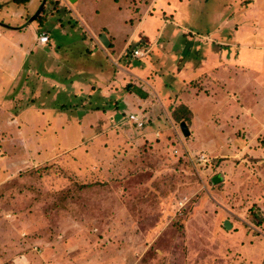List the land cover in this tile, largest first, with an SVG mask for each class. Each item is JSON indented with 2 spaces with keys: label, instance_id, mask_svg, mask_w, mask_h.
<instances>
[{
  "label": "rangeland",
  "instance_id": "rangeland-1",
  "mask_svg": "<svg viewBox=\"0 0 264 264\" xmlns=\"http://www.w3.org/2000/svg\"><path fill=\"white\" fill-rule=\"evenodd\" d=\"M102 33L117 54L129 41L123 66L153 62L170 94L93 93L87 83L104 82L116 57ZM220 61L235 63L209 73ZM179 105L191 106L189 137ZM95 107L99 127L81 134L75 120ZM263 189L264 0H0V229H13L0 264L43 263L57 243L50 258H83L74 264H264ZM34 231L41 257L14 249Z\"/></svg>",
  "mask_w": 264,
  "mask_h": 264
},
{
  "label": "crops",
  "instance_id": "crops-1",
  "mask_svg": "<svg viewBox=\"0 0 264 264\" xmlns=\"http://www.w3.org/2000/svg\"><path fill=\"white\" fill-rule=\"evenodd\" d=\"M76 1V0H75ZM45 35L46 34V37H47V42H44V43H40L39 42V37H41V35ZM105 36H106V38L108 39V41H109V43H112L113 44V46H114V43H113V39L112 40H109V38L111 37V36H108V34H105ZM37 41H36V44H35V46L36 47H45L47 44H49V42H50V37H48V34L47 33H45L44 31H40V32H38V34H37ZM98 41H99V37H98ZM100 43V42H99ZM140 43V42H139ZM129 41L128 42H125V45H124V48H123V50L119 53V54H117L113 49V54L112 55H114V56H116L115 57V59H114V61H111L110 63L112 64V70H110L111 69V66H108V70L107 71H109V72H101L102 74L101 75H103V74H109L108 76H107V78L105 79V81L104 82H101V83H97V82H95L96 84L94 85V84H91V82H88L87 84H88V86L90 87V89H91V91H93V93H95L96 92V94L97 95H158V100L160 99V96L159 95H169L170 94V92L169 91H171V90H173V87L172 86H168L169 87V89H165V90H163L162 88H161V83H164V80L161 78V76L159 77V75H161L160 74V70L158 69V67L156 68V65L152 62V64L147 68L146 66H148L151 62H148L147 63V65H145V63H144V65L142 64V65H140L139 67H135L136 65H132L131 64V66L130 65H128V66H123V64H122V62L120 63L119 61L121 60V58H123V55H124V53H125V51H126V47H128L129 46ZM146 44V43H145ZM141 45H142V43H141ZM102 46V45H101ZM145 46V45H144ZM149 47H148V49H150V50H152L153 48H152V46H153V44H149L148 45ZM103 47V46H102ZM105 48V47H104ZM106 50H108L109 51V48H105ZM110 52V51H109ZM132 59H134V58H132ZM221 62V61H220ZM232 63V62H231ZM235 62L233 61V64H234ZM240 63H241V60L238 62V64L237 65H240ZM192 61H190V63L188 64H186V65H184V66H186L187 68L191 65V67H193L192 66ZM233 64H230V63H227V64H225L224 65V63H219V62H214V63H212V66L213 67H210L211 68V70L209 71V73L210 72H213V70H215V71H218L217 69L219 68V69H223L224 67H226V65H233ZM139 65V64H138ZM173 67H176V65H174ZM240 67H242L241 65H240ZM153 68V69H152ZM156 68V69H155ZM213 69V70H212ZM179 70V69H178ZM180 71V70H179ZM178 71V72H179ZM184 71V73H185V71H190V70H183ZM83 72H84V74H85V71H77L76 72V75L77 76H80V75H82L83 74ZM157 75H156V74ZM181 73V75H183V72H180ZM128 74H130V75H128ZM186 74V73H185ZM211 75V74H210ZM127 79V80H126ZM220 82V81H219ZM146 83L147 84H149V86H151L152 87V89L154 90V92H152L150 89H148V90H145V87L143 88V86H145L146 85ZM176 83V82H175ZM216 83H218V80L216 81ZM73 84L74 83H72V86H73ZM90 84V85H89ZM127 84H131V85H135L137 88H140L141 89V93L139 92H135V93H129V92H127V93H121V90L120 89H118V86H120V87H122V88H124L125 89V87H126V85ZM186 83H184V85H185ZM165 85H166V82H165ZM69 87H71V86H69ZM73 87H77V86H73ZM76 91V92H75ZM74 91V93H73V95H81V93H78L77 91L78 90H75ZM193 92V91H192ZM236 92H238V91H236ZM95 95V94H94ZM192 95H194V94H192ZM163 98H166L165 96H162ZM194 98H196V97H194ZM137 100H141L139 97H137ZM147 101V97L145 98V99H143V101L141 100V104H144V102H146ZM242 108V107H241ZM188 109L190 110L191 109V106L190 105H188ZM102 110H104V108H102ZM192 112V111H191ZM193 113V112H192ZM99 115V111H98V109L95 107V109H93V110H91L90 112H88L87 114H85L84 116H83V118L82 119H79V120H75L76 122H74L75 124H76V126H78L79 127V130L82 128V127H84L85 128V130L86 129H95V127L96 126H98L99 127V122H98V116ZM130 115H134V116H137V115H135V114H132L131 113V111H130V114H128L127 115V117L128 116H130ZM141 116V115H140ZM84 118H86V119H84ZM110 118H112L111 116H110ZM138 118L139 119H141V121H142V117H139L138 116ZM81 120V121H80ZM96 123V124H95ZM89 127H91V128H89ZM98 127H96V128H98ZM188 131H189V134H191V130L190 129H188ZM153 134V133H152ZM152 134H149V133H147V135H144V137L145 138H148V137H152L153 135ZM157 135V134H156ZM135 141H137V143L139 144L140 142H142V141H144L143 140V138L141 137V138H139L138 140H135ZM36 221H39L38 219H36ZM33 225H35L36 224V222H33L32 223ZM6 225V224H5ZM9 225V224H8ZM14 228V227H13ZM4 229H0V232H2V233H0V237H2V239L0 238V240H2L3 241V239L5 238L6 240L8 239V237L9 236H12V233H11V231L13 230V229H11L10 227H8V229L7 230H4ZM5 231H7V232H5ZM38 231V230H37ZM34 234L32 235V236H34L32 239H21V237H18V240H17V242H15V244H14V249H17V247H18V242H20V246H19V251L20 252H22V253H26L27 251H29V250H32V251H34V252H36L37 254H38V256H40L41 254V251L40 250H38L37 251V246H42L41 244L42 243H44L45 244V238L43 237V233L41 232V233H38V232H33ZM15 236H16V234H14ZM13 235V236H14ZM60 232H55L53 235H51V238H54L55 240L56 239H58V238H60ZM19 236V235H18ZM20 238V239H19ZM47 238V237H46ZM54 240V241H55ZM1 241V242H2ZM42 242V243H41ZM31 243V244H30ZM41 243V244H40ZM59 244L60 243H57L56 245H53V244H51L50 246H48V245H45V246H48L49 248H45V253L43 252V254H44V256L41 258L42 259V261H43V263L42 262H38L39 264H49L48 263V261H50V260H53L54 262H55V264H74L76 261H78L79 262V260H82L83 258L81 257H79V255H77V254H75V255H73V254H68L67 253V255L66 254H63L62 256H60L59 257V255H58V253H56V256L54 257V258H50L51 256H54V252L55 251H57V250H59L58 249V247H59ZM15 245H17V246H15ZM88 247V246H87ZM87 247H84L82 250H80V252H82V256L83 257H86V256H88V255H85V254H83V252H85L86 250H88V248ZM86 248V249H85ZM19 252V253H20ZM18 253V254H19ZM13 255V254H12ZM8 256H11L10 254H8V255H6L4 258H6V257H8ZM14 257V256H13ZM13 257L12 258H10L9 260H12L13 259ZM41 257V256H40ZM47 258L49 259L48 261H47ZM1 259V258H0ZM90 259H93V257L91 258H89V260ZM92 261V260H91ZM91 261H89V262H91ZM13 264H15V263H13ZM31 264H35V263H31ZM52 264V263H51ZM83 264V263H82ZM85 264H90V263H88V261H86L85 262Z\"/></svg>",
  "mask_w": 264,
  "mask_h": 264
},
{
  "label": "trees",
  "instance_id": "trees-1",
  "mask_svg": "<svg viewBox=\"0 0 264 264\" xmlns=\"http://www.w3.org/2000/svg\"><path fill=\"white\" fill-rule=\"evenodd\" d=\"M16 3H18V4H23V3H25V2H27L28 0H14ZM109 40H112V38L110 37L109 38ZM109 51H110V53H114L113 52V44L112 43H109ZM93 109H95V108H93ZM92 109V110H93ZM98 110L100 109V108H97ZM102 109V108H101ZM173 113H172V116H173V118L175 119V121H178V122H180V124L181 123H183L184 125H185V127H186V129L188 130V125H186V123H188V118L191 116V114H190V110L187 108V107H185V106H183V105H179L178 107H175V109H173V111H172ZM184 117H186L185 118V120L183 119ZM179 124V125H180ZM142 128H140V129H138V130H141ZM88 130L90 131V129H86L85 130V128L84 127H82L80 130H79V132H81V134H83L84 132H88ZM188 133H189V131H188ZM190 135V134H189ZM189 135L188 136H185V137H189ZM81 139H82V137L80 138V142H79V144L80 143H82V141H81ZM103 173V176H104V172H102ZM92 176H93V174L90 172V171H88L87 173H86V175H84L83 177H89V178H92ZM215 180L216 181H218V180H220V177H219V175H217L216 177H215ZM88 181V180H87ZM94 184H90V182L89 183H85V185H84V187H83V189L84 188H90L89 189V191H86V193H89V192H94V190H92V189H94V186H93ZM262 192H264V189L262 190ZM107 201V200H106ZM254 204H256L258 207H260V208H262L263 206H264V197L262 198L261 196H256V200H255V202H254ZM114 209V211L117 213L118 212V209L117 208H112V205H111V203H110V208H108V209H105L104 210V212L105 213H108V212H112V210ZM113 213V212H112ZM259 213H261L260 211H259ZM95 210H94V212H92V216L89 218V216L87 215L86 216V219L84 220V221H82V222H79V224H81V226L83 225V226H85V225H90L91 223H92V221H94V219H95ZM255 216H259V222L263 225L264 224V221H263V214L261 215H255ZM70 220H72V218L70 219ZM72 222V221H71ZM259 223V225H261ZM60 232V231H59ZM51 235V234H50ZM89 263H92V264H95V261H91V262H89Z\"/></svg>",
  "mask_w": 264,
  "mask_h": 264
},
{
  "label": "built area",
  "instance_id": "built-area-1",
  "mask_svg": "<svg viewBox=\"0 0 264 264\" xmlns=\"http://www.w3.org/2000/svg\"><path fill=\"white\" fill-rule=\"evenodd\" d=\"M39 42L40 43H44V42H47V37L46 35H41V37H39ZM131 56L133 58H139L141 56H143L142 52L139 51V50H135L133 51V53L131 54ZM128 120L129 122L134 125L136 128L140 129L142 128L143 126V122L141 121V119H139L137 116H134V115H130L128 116Z\"/></svg>",
  "mask_w": 264,
  "mask_h": 264
},
{
  "label": "water",
  "instance_id": "water-1",
  "mask_svg": "<svg viewBox=\"0 0 264 264\" xmlns=\"http://www.w3.org/2000/svg\"><path fill=\"white\" fill-rule=\"evenodd\" d=\"M68 2L70 3H74L75 0H67ZM99 42L100 44L105 47V48H108L109 47V41L108 39L106 38L105 34L102 33L100 36H99ZM180 130H181V133L184 135V136H188L189 133H188V130L186 129L185 125L183 123L180 124ZM223 227L227 230L230 228V225H228L227 221H224V224H223Z\"/></svg>",
  "mask_w": 264,
  "mask_h": 264
}]
</instances>
